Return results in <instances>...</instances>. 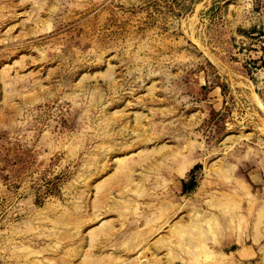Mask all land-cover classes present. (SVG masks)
I'll return each mask as SVG.
<instances>
[{
    "label": "rangeland",
    "instance_id": "rangeland-1",
    "mask_svg": "<svg viewBox=\"0 0 264 264\" xmlns=\"http://www.w3.org/2000/svg\"><path fill=\"white\" fill-rule=\"evenodd\" d=\"M0 264H264V0H0Z\"/></svg>",
    "mask_w": 264,
    "mask_h": 264
},
{
    "label": "crops",
    "instance_id": "crops-1",
    "mask_svg": "<svg viewBox=\"0 0 264 264\" xmlns=\"http://www.w3.org/2000/svg\"><path fill=\"white\" fill-rule=\"evenodd\" d=\"M233 245H237V244L233 243ZM235 251H243L244 253L249 254L251 249L245 247L244 250H241L240 248H237V249H235ZM251 259H252V257H248V258H243V259H240V260H242V262H248Z\"/></svg>",
    "mask_w": 264,
    "mask_h": 264
}]
</instances>
